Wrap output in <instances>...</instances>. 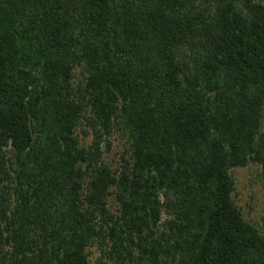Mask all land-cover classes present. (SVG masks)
Returning <instances> with one entry per match:
<instances>
[{
    "label": "trees",
    "instance_id": "obj_1",
    "mask_svg": "<svg viewBox=\"0 0 264 264\" xmlns=\"http://www.w3.org/2000/svg\"><path fill=\"white\" fill-rule=\"evenodd\" d=\"M263 118L264 0H0V264H264Z\"/></svg>",
    "mask_w": 264,
    "mask_h": 264
},
{
    "label": "rangeland",
    "instance_id": "obj_2",
    "mask_svg": "<svg viewBox=\"0 0 264 264\" xmlns=\"http://www.w3.org/2000/svg\"><path fill=\"white\" fill-rule=\"evenodd\" d=\"M264 130V118L263 126ZM83 143H89L90 137L82 135ZM123 138L118 134L113 139V147L110 152L106 153V160L109 162L113 169L119 165L121 153L123 151ZM232 175L235 178V190L233 198L237 206L241 209L244 217L255 223L264 233V187L261 174V166L250 162L246 166L235 167L232 170ZM115 196L110 198V205L115 209L116 203ZM92 264H95V259L99 255L97 247L91 248Z\"/></svg>",
    "mask_w": 264,
    "mask_h": 264
}]
</instances>
